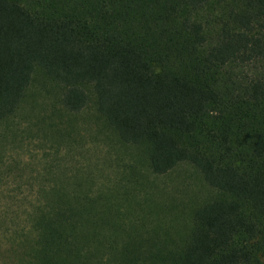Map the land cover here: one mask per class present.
<instances>
[{"label": "trees", "instance_id": "trees-1", "mask_svg": "<svg viewBox=\"0 0 264 264\" xmlns=\"http://www.w3.org/2000/svg\"><path fill=\"white\" fill-rule=\"evenodd\" d=\"M236 63L259 77L238 85L223 75ZM35 69L62 87L68 113L86 107L89 86L119 142L146 148L153 174L188 163L220 198L193 211L185 239L142 243L119 237L117 204L66 199L63 184L39 181L29 227L0 252L6 264H264V0H93L50 16L0 0V124ZM18 200L0 197V224Z\"/></svg>", "mask_w": 264, "mask_h": 264}, {"label": "rangeland", "instance_id": "rangeland-1", "mask_svg": "<svg viewBox=\"0 0 264 264\" xmlns=\"http://www.w3.org/2000/svg\"><path fill=\"white\" fill-rule=\"evenodd\" d=\"M19 1L49 16L76 10L85 13L93 6V0ZM217 1L211 0V4ZM216 8L206 17L212 23L208 25L209 43L214 42L218 29L213 24L220 18ZM223 75L244 86L259 77L260 71L255 65L236 63ZM85 89L89 95L86 107L79 113H68L61 105L62 87L35 69L19 110L0 124V197L22 200L21 206H11L8 222L0 224V252L10 248L17 229L29 227V204L38 194L39 181L50 187L63 184L59 193L66 199L88 195L97 199L102 209L106 204H117L123 214L119 237L142 243L185 239L193 211L220 198L188 163L165 175L153 174L146 148L120 143L99 116L91 88ZM213 121L208 119L206 124ZM217 122L222 128L227 119ZM5 208L0 203V213ZM7 262L8 258L0 257V264Z\"/></svg>", "mask_w": 264, "mask_h": 264}]
</instances>
